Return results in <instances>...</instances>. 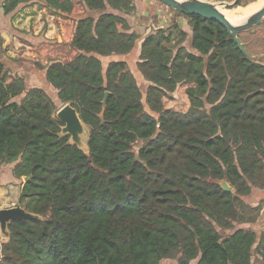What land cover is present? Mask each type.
Instances as JSON below:
<instances>
[{
  "label": "trees",
  "instance_id": "obj_1",
  "mask_svg": "<svg viewBox=\"0 0 264 264\" xmlns=\"http://www.w3.org/2000/svg\"><path fill=\"white\" fill-rule=\"evenodd\" d=\"M1 1L8 13L31 0ZM83 4L99 14L77 19L72 59L44 67L54 94L0 62V166L12 165L21 205L42 217L8 224L0 264H253L256 254L264 264V231L235 225L255 219L245 197L264 190V62L214 19L176 11L189 50L176 22L140 39L134 0ZM139 41L146 88L126 61L101 60ZM179 84L186 111L163 105ZM65 103L89 127L88 154L59 135Z\"/></svg>",
  "mask_w": 264,
  "mask_h": 264
},
{
  "label": "crops",
  "instance_id": "obj_2",
  "mask_svg": "<svg viewBox=\"0 0 264 264\" xmlns=\"http://www.w3.org/2000/svg\"><path fill=\"white\" fill-rule=\"evenodd\" d=\"M65 1V0H59ZM69 9L54 10L42 0H31L19 4L12 11L5 13L0 0V62L12 73L24 77L27 87L40 86L54 94L46 80L44 67L52 61H67L76 54L71 46L75 23L82 16H97L98 11L88 10L83 0H66ZM135 10L129 15L133 29L140 39L146 32L156 27H168L176 22L186 33L183 45L191 49V28L188 19L174 9L156 0H134ZM139 43L125 55L113 54L101 57L103 67L111 60L126 61L139 85L146 88L148 82L137 69ZM187 85L179 84L172 97L163 98L165 108L186 111L189 101L185 93ZM177 101L183 108H175ZM23 181V178H22ZM24 182V181H23ZM21 184L12 173L11 164L0 166V208H7L19 202ZM254 204L264 200V191H256ZM8 241V235L0 230L1 245ZM195 260L190 264H195Z\"/></svg>",
  "mask_w": 264,
  "mask_h": 264
},
{
  "label": "water",
  "instance_id": "obj_3",
  "mask_svg": "<svg viewBox=\"0 0 264 264\" xmlns=\"http://www.w3.org/2000/svg\"><path fill=\"white\" fill-rule=\"evenodd\" d=\"M168 7L186 15H198L206 19H214L220 22L229 32L230 36L235 40L240 50L247 56H252L245 48V43L239 37V33L251 27L259 25L264 20V2L262 5L246 17L240 23L234 24L229 18L221 12L219 7L205 0H158ZM239 0L232 2H221L226 8L238 7ZM247 5V4H245ZM243 5V6H245ZM105 101L103 100V105ZM55 116L63 124L60 126L59 135H69L68 143L76 145L85 154L89 152L88 139L89 127L81 120L77 110L70 104L61 105L55 112ZM29 176L23 177V181H27ZM218 184L227 191L233 188L223 178L217 181ZM18 219H42L38 214L29 212L19 202L16 205L7 208H0V230L5 235L9 234L8 224Z\"/></svg>",
  "mask_w": 264,
  "mask_h": 264
},
{
  "label": "rangeland",
  "instance_id": "obj_4",
  "mask_svg": "<svg viewBox=\"0 0 264 264\" xmlns=\"http://www.w3.org/2000/svg\"><path fill=\"white\" fill-rule=\"evenodd\" d=\"M205 1L211 2L217 5L218 7L222 8V12L225 11L227 15L231 16L235 20L237 16L236 17L232 16L234 15V13L235 15H238L240 17V15L243 12V9H242V7H244L243 5L247 3L250 4L256 0H239L241 1V3L240 4L237 3L238 7H230V8H226L225 6L221 4V2L223 1L232 2L234 0H205ZM158 3H160V1H158ZM239 37L244 40L242 41L245 43L249 52H251L252 57L259 61L264 62V20L257 26L241 31L239 33ZM166 98H169V97H166ZM61 105L57 104L56 110H58V108ZM175 108H183V106L181 105L179 101H177V106H175ZM256 191H264V190H261V189L253 190L248 196L245 197V202L247 204L249 203L251 207H255V206L259 207L258 215L255 217V219L251 223L235 224V225H249L250 228H252L256 233L259 234L260 231H264V200L257 201L258 204L257 203L254 204V201H256V198L259 196L258 194V196L255 197L257 193ZM159 264H176V259L175 258L163 259ZM253 264H261L260 257L258 254H256V256L254 257Z\"/></svg>",
  "mask_w": 264,
  "mask_h": 264
},
{
  "label": "bare ground",
  "instance_id": "obj_5",
  "mask_svg": "<svg viewBox=\"0 0 264 264\" xmlns=\"http://www.w3.org/2000/svg\"><path fill=\"white\" fill-rule=\"evenodd\" d=\"M263 2H264V0H256V1L252 2V3H250V4L247 3V5H245L244 7H242L243 12H242L241 15L239 14L240 17L238 15H235V13H234V15H232L234 17L237 16V18L235 20L231 16L227 15L225 13V11H223V13L229 18V20L232 23L237 24V23H240V22L244 21L246 19V17L248 15H250L252 12H254L256 9H258L262 5ZM219 9L222 12V8L219 7Z\"/></svg>",
  "mask_w": 264,
  "mask_h": 264
},
{
  "label": "built area",
  "instance_id": "obj_6",
  "mask_svg": "<svg viewBox=\"0 0 264 264\" xmlns=\"http://www.w3.org/2000/svg\"><path fill=\"white\" fill-rule=\"evenodd\" d=\"M1 259V258H0Z\"/></svg>",
  "mask_w": 264,
  "mask_h": 264
}]
</instances>
